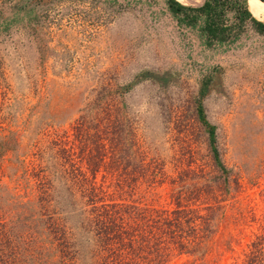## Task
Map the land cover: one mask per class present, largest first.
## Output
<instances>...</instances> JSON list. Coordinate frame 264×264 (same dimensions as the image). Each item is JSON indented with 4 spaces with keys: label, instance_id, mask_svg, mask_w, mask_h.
Listing matches in <instances>:
<instances>
[{
    "label": "rangeland",
    "instance_id": "rangeland-1",
    "mask_svg": "<svg viewBox=\"0 0 264 264\" xmlns=\"http://www.w3.org/2000/svg\"><path fill=\"white\" fill-rule=\"evenodd\" d=\"M204 80L207 90L198 97ZM0 106L1 216L13 215L12 194L27 199L23 185L33 180L22 173L37 163V150L43 162L58 143L70 142L65 146L70 162L91 178L85 158L75 157L86 150L79 151L72 128L80 116L89 121L84 131L92 134L97 117V130L127 131L131 124L141 148L163 159L175 182L186 165L211 164L209 148L216 147L244 190L223 202L219 219L212 218V247L204 264L241 262L256 225L235 217L248 199L256 216L264 202L258 196L264 190V31L245 27L235 46L222 48L204 45L196 26L177 23L166 0H0ZM121 115L126 119L120 126ZM91 142L84 146L91 148ZM136 176L133 191L134 183L119 189L102 168L92 179L114 202L173 206L169 193L177 187L169 180L147 187V174ZM190 176L180 185L191 183ZM55 187L64 197L61 183ZM64 209L80 249L90 248L93 240L78 229L76 209L67 202ZM193 258L173 254L168 264H201ZM82 261L87 264V257Z\"/></svg>",
    "mask_w": 264,
    "mask_h": 264
},
{
    "label": "trees",
    "instance_id": "trees-1",
    "mask_svg": "<svg viewBox=\"0 0 264 264\" xmlns=\"http://www.w3.org/2000/svg\"><path fill=\"white\" fill-rule=\"evenodd\" d=\"M188 2L190 0H166L167 10L177 23L196 26L204 45L230 48L238 43L245 27L264 31V23L256 19L247 0H203L196 7L183 5ZM206 90L204 80L200 83L198 97L204 96ZM201 115L198 109L200 121ZM125 119L121 115L118 125H123ZM1 120L0 117V127ZM87 122L79 116L72 134L77 147L82 145L79 151L86 150L84 155L75 157L85 158L91 178L84 177L80 165L70 162V146L65 147L70 142L52 146L54 149L43 161L47 165L42 162L40 150L33 153L37 163L30 162L22 173L33 180L32 185H23L30 191L23 194L27 199L12 194L8 207L13 215L9 219L0 215V264H82L83 257H87V264H168L173 254L194 256L192 262L200 260L204 264V256L212 247V218L218 216L219 219L223 215V202L244 190L240 177L222 163L216 147L209 148L211 164L202 163L192 169L186 165L178 172L175 182L169 179L164 160L141 148L131 124L126 125L127 131L97 130L96 117L94 133L88 134L83 129ZM88 138H92L91 148L84 146ZM212 139L211 136L210 142ZM104 141L109 146H105ZM126 141L129 146L122 147L121 143ZM99 168L115 177V186L119 189L134 183L129 191L139 185L136 183L138 174L141 177L147 174L143 178L147 187L169 180L177 187L169 193L173 206L141 208L133 201L114 202L102 183L97 186L92 179ZM189 173L193 181L180 185V179L183 182ZM56 183H61L64 197L59 195ZM248 184L253 186L255 182L249 180ZM258 196L264 201V190L259 191ZM66 202L72 212L77 211L78 229L91 235L90 248L80 249L79 239L67 226L68 219L62 215L66 212ZM250 202L248 199L235 220L244 224L252 222L256 227L241 253V262L234 264H264V202L258 216Z\"/></svg>",
    "mask_w": 264,
    "mask_h": 264
},
{
    "label": "bare ground",
    "instance_id": "bare-ground-1",
    "mask_svg": "<svg viewBox=\"0 0 264 264\" xmlns=\"http://www.w3.org/2000/svg\"><path fill=\"white\" fill-rule=\"evenodd\" d=\"M249 5L257 18L261 19L264 16V3L249 0Z\"/></svg>",
    "mask_w": 264,
    "mask_h": 264
}]
</instances>
